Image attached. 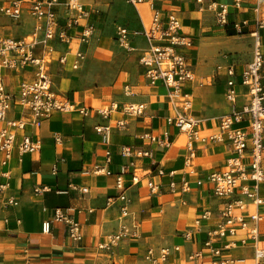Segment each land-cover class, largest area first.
Here are the masks:
<instances>
[{
    "label": "crops",
    "instance_id": "crops-1",
    "mask_svg": "<svg viewBox=\"0 0 264 264\" xmlns=\"http://www.w3.org/2000/svg\"><path fill=\"white\" fill-rule=\"evenodd\" d=\"M8 1L0 0V5ZM80 1L91 11L95 34L84 46L54 43L48 71L53 90L87 108L89 114L83 117L77 112L57 113L44 120L39 129L28 125L20 135L39 139L40 151L20 158L14 149L5 166L0 158V184L8 185L0 193V264H150L144 259L148 249L174 247L178 251L162 264H212L213 257L204 249V242L207 233L217 229L223 200L213 195L206 179L212 171L225 168L230 156L228 140L223 136V141H194V157L186 162L187 136L166 123V118L175 113L168 90L161 85L151 86L139 63L147 42L133 32L142 30V24L149 21L147 8L138 6L137 11L126 0ZM203 2L227 5L228 24L220 26L213 13L199 12L195 0H160L158 5L163 18L168 13L179 18L181 33L192 41L186 57L194 81L184 83L181 92L190 96L192 115L201 121L197 127L199 135L209 138L220 133L218 119L232 110L225 98L228 68L235 73L236 108L241 109L249 101L247 89L240 85V75L252 60L254 39L250 34L255 30V21L264 20V0L258 6L256 0H241L240 8L232 6L234 0ZM22 13L19 22L0 15V36L21 39L33 33L35 20L27 10ZM114 20L125 24L119 26L129 32L131 51L117 44L118 26ZM259 39L264 56L263 33ZM78 48L85 60L74 70L73 52ZM65 53L67 61L60 64L58 59ZM1 77L5 89L15 93L19 83L30 80L32 73L30 68L2 70ZM128 104H144V114H124L123 108ZM111 105L114 109L107 119L96 114L97 109ZM22 118L27 117L14 107L7 114L8 120ZM117 121L125 123L124 129L115 128ZM247 124L245 120L233 128ZM95 125L111 127L108 143L104 144L94 133ZM54 134H59V143ZM144 134L153 135L158 141L142 140ZM122 146L148 151L150 156L124 158L120 155ZM132 161L123 181L124 194L130 200L128 221L134 222L136 234L110 250H102L99 246L118 233L122 223L120 203L107 204L109 198L120 193L115 187V175ZM96 165L111 175L94 174ZM159 170L163 176L157 175ZM132 175L138 180L136 184H132ZM148 182L158 188L156 193L150 192ZM171 182L175 184L173 189ZM183 183H187V191L183 190ZM42 188L45 190L41 192ZM74 188H86L87 192L82 194ZM259 194L264 200V183ZM8 198L17 205H6ZM56 209H62L79 223L80 241L70 239L67 227L61 223H52L50 233H42V222L51 219ZM259 214L262 222L257 243L224 249V256L244 260L238 264H253L254 247L264 248V205ZM187 233L190 237L185 239ZM242 235L239 231L234 238L215 237L214 242L222 248L231 241L238 244Z\"/></svg>",
    "mask_w": 264,
    "mask_h": 264
},
{
    "label": "built area",
    "instance_id": "built-area-1",
    "mask_svg": "<svg viewBox=\"0 0 264 264\" xmlns=\"http://www.w3.org/2000/svg\"><path fill=\"white\" fill-rule=\"evenodd\" d=\"M137 11L138 6H145L149 12V21L142 24V30L134 31V36H142L146 39L147 48L139 59L144 68V77L151 86L161 85L168 90V99L174 105L175 113L166 118L168 125L175 126L188 138L186 162L194 157L192 143L196 140L223 141L226 137L230 145V156L226 160V166L222 170H214L208 174L206 182L211 187L212 193L218 199L223 200L222 209L219 212V222L215 231L208 232V239L204 242V249L213 257L212 264H238L244 260H236L223 255L227 250L237 245H246L249 242L255 245L260 237L259 225L262 216L259 209L264 205L260 197L259 188L264 183V56L261 53L259 34H264V20L255 21V30L251 32L254 39L252 60L245 66L240 75V85L247 89L249 101L241 109L236 108L237 91L235 76L232 68L227 69L229 80L225 98L232 106L229 114L218 119L220 133L209 138L199 135V119L192 115L190 96L181 92V86L186 82L194 81V72L188 63L186 52L192 48V41L181 33L182 27L179 18L174 13H168L164 18L158 3L160 0H126ZM199 12L213 13L216 22L220 26L228 24L230 14L227 5L210 2L204 4L203 0H195ZM263 0H256L257 6ZM234 8H240L241 0H234ZM23 10L36 22L33 33L21 39L9 36H0V158L1 165L5 166L12 158L16 149L20 158L26 154H36L41 149L39 139L20 133L31 125L39 129L42 122L51 118L54 114L79 113L87 117L89 110L75 104L69 98L61 96L52 88V80L48 66L55 53L54 43L69 46L72 43L78 46L88 45L95 34V27L90 21L91 11L80 0H10L0 5V15L19 22ZM116 42L127 51L132 48L129 44V32L125 27L116 28ZM68 53L59 59L60 64L67 61ZM74 60L72 68L78 69L85 60L84 53L78 48L73 52ZM30 68L32 78L19 83L15 93L5 89L1 77L2 70H24ZM18 109L25 119L8 120L7 114L12 108ZM111 107L99 108L96 114L107 119ZM144 104H128L123 108V113L129 116H141L144 114ZM247 121L243 128H233L234 124ZM125 123L117 121L115 128L124 129ZM95 134L100 136L104 144L109 142L111 127L109 125H95ZM18 137H20L18 139ZM53 138L59 143V134ZM142 140L157 142L158 138L144 134ZM120 155L127 159H140L149 157L150 153L131 146H122ZM133 161L123 166L115 175V187L119 194L108 199L107 204L119 202L120 218L122 223L118 233L107 237L99 248L110 250L120 241L135 236V225L130 220V200L124 194L125 185L123 176L128 174ZM53 167V172L55 171ZM94 174L111 175L101 166H94ZM163 176L162 170L157 172ZM173 176V173L170 174ZM132 184L138 182L132 175ZM202 182H198L200 185ZM151 193H156L158 188L152 183L147 184ZM173 189L175 184L170 183ZM8 188L7 184H0V193ZM85 194L86 188H74ZM45 188L41 189V192ZM183 190L187 191V183H183ZM238 194V196H236ZM8 206H16L13 198L5 201ZM251 208L252 211H249ZM61 223L67 227L68 236L77 242L82 239L79 223L70 218L62 209H56L51 219L42 222L41 231L49 234L52 223ZM242 237L237 242H229L222 248L215 245V237H236L238 232ZM190 233L184 235L185 239ZM178 251V247L148 249L144 259L150 264H162L167 261L172 252ZM197 257H199L197 255ZM253 264H264V248L254 247Z\"/></svg>",
    "mask_w": 264,
    "mask_h": 264
},
{
    "label": "rangeland",
    "instance_id": "rangeland-1",
    "mask_svg": "<svg viewBox=\"0 0 264 264\" xmlns=\"http://www.w3.org/2000/svg\"><path fill=\"white\" fill-rule=\"evenodd\" d=\"M97 7H98V6H97ZM98 9H99V8H98ZM142 16H143V19H144L145 21H147V16H146L145 12H142ZM113 22L115 23V26L125 25L124 23H121V22H119V21H117V20H114Z\"/></svg>",
    "mask_w": 264,
    "mask_h": 264
}]
</instances>
